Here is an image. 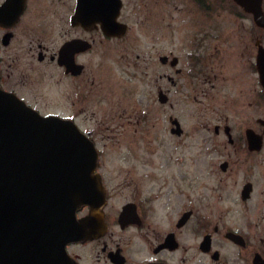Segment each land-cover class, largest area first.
Segmentation results:
<instances>
[{"label":"flooded vegetation","instance_id":"1","mask_svg":"<svg viewBox=\"0 0 264 264\" xmlns=\"http://www.w3.org/2000/svg\"><path fill=\"white\" fill-rule=\"evenodd\" d=\"M165 2L176 7V0H0V91L43 114L20 86L50 80L71 112L43 115L72 120L98 149L106 202L78 212V219L98 214L99 224L66 247L68 264H264V0H191L200 18L182 38L175 20L155 28L153 50L135 57L153 74L147 102L154 110L129 111L125 87L126 108L112 116L121 129L130 118L168 120L170 135H154L153 152L131 146L133 137L108 153L97 132L80 125L77 105L107 101L106 75L96 67L110 65L96 66L95 56L119 49L129 58L130 45H121L133 37L132 18ZM227 2L231 31L205 18ZM161 32L171 34L168 47L157 45ZM228 60L230 76L219 71ZM24 248L12 260L0 248V264L2 257L3 264H65L59 240L52 246L48 235H31Z\"/></svg>","mask_w":264,"mask_h":264},{"label":"water","instance_id":"2","mask_svg":"<svg viewBox=\"0 0 264 264\" xmlns=\"http://www.w3.org/2000/svg\"><path fill=\"white\" fill-rule=\"evenodd\" d=\"M97 165L93 142L73 122L42 117L0 91V248L8 258L31 235H48L68 264L67 245L99 224L98 214L76 217L84 206L98 212L105 203Z\"/></svg>","mask_w":264,"mask_h":264},{"label":"rangeland","instance_id":"3","mask_svg":"<svg viewBox=\"0 0 264 264\" xmlns=\"http://www.w3.org/2000/svg\"><path fill=\"white\" fill-rule=\"evenodd\" d=\"M231 5L232 4L230 2H227L224 6V10L213 13L210 18H205L225 21V25H227L225 29L231 31L233 30V14L231 10H226L229 8V6L231 8ZM175 6L176 7H173L168 2L162 3L160 6H155L153 8L152 6H148L140 12V16L137 20L132 18L134 20V24L136 25V28H134L133 37L130 39L132 33L131 31L129 41L126 42L127 44L121 45H130L128 48L130 53L129 58L121 59L122 57L119 54V49L114 50L113 48L115 44H113V50L109 51L104 58H100L101 56L96 55L93 59V62L96 66L101 65L103 67H109L110 65L109 69L106 68L107 70L96 67L99 77L101 74L106 75L107 81L105 82L106 84H104L102 91H104V94H107V101L104 102V104L97 106L86 105V103L82 102L77 105V113L79 114V121L82 128L96 131L97 135H93V137H95L99 143L98 147H105L108 150V153L117 152L118 150L125 148L126 144L129 147L130 142H133V137H135L134 141L136 142H133L131 146L140 149L150 148V152H153L155 148L159 146L158 142L155 143L154 135L158 134L164 138L166 137L165 135H170L171 125L168 123V120H164L162 115L160 116V122L158 124H155V119L150 120L148 123H137L134 118H130V120L133 121L132 124H130L128 119H126L123 122L125 126L124 129L120 128V124L116 123L117 121L114 120L112 116H114V113L116 114L120 111V106V109L126 108L125 105L121 104L123 102L121 97H123L122 94L125 87H127L129 90V97L127 98L128 102L125 103L129 111L136 109L139 113V111L141 112L147 108H150L152 111L154 110V104L151 103V105H148L147 102L149 90L153 89V87H151L153 83L151 82L152 80H150V78L152 79L153 74L146 70L142 59L137 60L135 57L137 54L144 53V51L153 50L154 46L156 45L154 42V32L158 25L159 31H164L163 26H165L168 21L172 22L175 20L173 24L179 29H182V33L178 34V36L182 38V35H185V32L187 33V29H189V27L194 24L195 19L200 18L194 6L192 5L191 0H176ZM153 12L155 13L154 16L156 19H153V17L148 15H151ZM170 36L171 34H163L161 32L158 35L159 38L156 40L157 45L160 47H168ZM134 37H140L141 41L135 40ZM143 38L145 39V42L143 41ZM18 46L19 45H16L15 47ZM178 46L179 53H181L180 45ZM121 48L122 47H120V49ZM19 61L21 66L27 60L19 59ZM147 61H149V59ZM232 67V60H228L224 63L222 69H219V71L227 76H230L233 72ZM14 72L16 75L22 73L20 67ZM108 73L111 74L109 79ZM50 82L51 81L48 80V82L44 83L42 86H36L34 84L29 86V83H27L22 85L23 87L20 86V93L26 97L28 96L31 100H36L38 107L42 110L43 114H70V108H64L62 104H60L61 102L57 97L60 86L52 85ZM113 107H116L117 111H113L112 114L111 109ZM81 110H83V113L85 114H80ZM182 125L187 129L194 126L192 120L183 122ZM145 133L146 135L152 136H150L149 139L143 138L144 136L142 135H145ZM165 142L166 144L164 146H167V141L165 140Z\"/></svg>","mask_w":264,"mask_h":264}]
</instances>
